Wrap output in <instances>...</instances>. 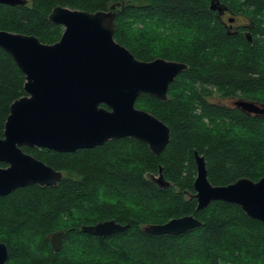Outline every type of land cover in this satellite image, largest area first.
Returning <instances> with one entry per match:
<instances>
[{
  "label": "trees",
  "instance_id": "16d2710c",
  "mask_svg": "<svg viewBox=\"0 0 264 264\" xmlns=\"http://www.w3.org/2000/svg\"><path fill=\"white\" fill-rule=\"evenodd\" d=\"M27 1L0 4V32L52 45L64 32L49 20L54 8L96 13L120 3L118 44L140 61L161 58L189 69L171 84L166 102L147 94L136 102L171 130V142L160 155L131 138L75 153L22 148L63 178L55 187L33 185L0 197L7 264H264V223L221 201L198 211L194 190L195 152L204 156L214 186L264 177V115L252 117L210 102L219 93L264 105V0H214L248 20L238 32L211 10L213 0ZM25 82L0 48V138L10 106L26 95ZM148 176L163 178L166 186ZM185 216L196 217L201 227L179 236L143 230ZM106 221L130 228L107 237L84 231ZM61 231L66 233L63 249L55 252L50 238Z\"/></svg>",
  "mask_w": 264,
  "mask_h": 264
},
{
  "label": "water",
  "instance_id": "95a60500",
  "mask_svg": "<svg viewBox=\"0 0 264 264\" xmlns=\"http://www.w3.org/2000/svg\"><path fill=\"white\" fill-rule=\"evenodd\" d=\"M27 2L0 0L8 6ZM122 9L120 3L96 13L54 8L49 20L64 27V32L52 45L35 36L0 32V48L13 58L26 80V95L10 106L4 137L0 138V163L7 165L0 167V197L33 185L55 187L63 178L62 172L25 153L23 147L75 153L131 138L160 155L171 142L170 128L136 108V102L142 94L166 102L171 84L189 66L161 58L140 61L118 44L115 21ZM211 10L222 15L227 8L213 0ZM247 38L251 40L250 35ZM234 105L249 114L264 115L263 104L239 100ZM194 155L198 211L221 201L240 206L249 218L264 223V177L258 182L240 179L214 186L208 179L204 156L198 152ZM159 185L166 186L163 178ZM201 225L196 217L185 216L143 230L153 236H179ZM129 228L106 221L84 231L107 237ZM65 236L62 231L51 236L55 252L63 249ZM9 257L8 246L0 242V264H7Z\"/></svg>",
  "mask_w": 264,
  "mask_h": 264
},
{
  "label": "flooded vegetation",
  "instance_id": "af4514ba",
  "mask_svg": "<svg viewBox=\"0 0 264 264\" xmlns=\"http://www.w3.org/2000/svg\"><path fill=\"white\" fill-rule=\"evenodd\" d=\"M221 17H222V19H223V21H225V24H226V26L228 27V29L230 30V31H233V32H238V31H240L241 29H244L245 28V24L244 23H238L237 21L239 20L238 18H240V17H238V16H233L230 12H228V11H225L222 15H221ZM234 20V22H230V20ZM64 28V27H63ZM246 33V32H245ZM239 100H242L241 98H233V99H227V101H229V102H231V104L232 105H226L225 103H222L223 105L222 106H224V107H228V108H233V109H235V110H240V111H242V112H245V111H243V110H241V109H238L235 105H234V103L236 102V101H239ZM242 101H244V100H242ZM260 104V103H259ZM245 113H247V112H245ZM249 116H252V117H257V116H262V115H256V114H249V113H247Z\"/></svg>",
  "mask_w": 264,
  "mask_h": 264
},
{
  "label": "rangeland",
  "instance_id": "374dc122",
  "mask_svg": "<svg viewBox=\"0 0 264 264\" xmlns=\"http://www.w3.org/2000/svg\"><path fill=\"white\" fill-rule=\"evenodd\" d=\"M239 20L237 21L239 24L240 23H244V24H247L248 23V20L246 18H238ZM215 92V91H214ZM210 102L212 104H218V105H223L222 103H225L226 105H232L231 102L227 101L226 98L224 97H221L218 93V95L216 97H212ZM208 123V122H207ZM206 123V124H207ZM149 178H151L152 180L158 182L159 184V180H160V177H155V176H148Z\"/></svg>",
  "mask_w": 264,
  "mask_h": 264
}]
</instances>
